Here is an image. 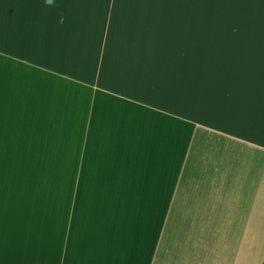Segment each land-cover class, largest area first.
Returning <instances> with one entry per match:
<instances>
[{
    "label": "crops",
    "instance_id": "1",
    "mask_svg": "<svg viewBox=\"0 0 264 264\" xmlns=\"http://www.w3.org/2000/svg\"><path fill=\"white\" fill-rule=\"evenodd\" d=\"M0 0V264H264V0Z\"/></svg>",
    "mask_w": 264,
    "mask_h": 264
},
{
    "label": "rangeland",
    "instance_id": "2",
    "mask_svg": "<svg viewBox=\"0 0 264 264\" xmlns=\"http://www.w3.org/2000/svg\"><path fill=\"white\" fill-rule=\"evenodd\" d=\"M181 3L183 0H180ZM185 13L190 14L191 16H197L200 13L199 0H185ZM221 0H207V13L214 14L216 10H219Z\"/></svg>",
    "mask_w": 264,
    "mask_h": 264
},
{
    "label": "clouds",
    "instance_id": "3",
    "mask_svg": "<svg viewBox=\"0 0 264 264\" xmlns=\"http://www.w3.org/2000/svg\"><path fill=\"white\" fill-rule=\"evenodd\" d=\"M48 3L51 4L52 3V0H48Z\"/></svg>",
    "mask_w": 264,
    "mask_h": 264
}]
</instances>
